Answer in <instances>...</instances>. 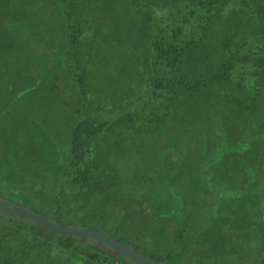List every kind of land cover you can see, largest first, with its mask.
Wrapping results in <instances>:
<instances>
[{
	"label": "rangeland",
	"instance_id": "rangeland-1",
	"mask_svg": "<svg viewBox=\"0 0 264 264\" xmlns=\"http://www.w3.org/2000/svg\"><path fill=\"white\" fill-rule=\"evenodd\" d=\"M70 3L87 100L65 67L62 0H0V195L176 264H264V62L246 54L254 21L208 11L167 65L154 60L150 26L157 8L172 37V0ZM252 74L256 87L244 81ZM80 112L98 127L82 137L94 164L86 188L70 165ZM221 141L232 145L219 155ZM59 238L0 214V264H125L95 240Z\"/></svg>",
	"mask_w": 264,
	"mask_h": 264
},
{
	"label": "trees",
	"instance_id": "trees-1",
	"mask_svg": "<svg viewBox=\"0 0 264 264\" xmlns=\"http://www.w3.org/2000/svg\"><path fill=\"white\" fill-rule=\"evenodd\" d=\"M207 1L209 2V4H207L208 3ZM172 2H173L172 3L173 7L179 8L178 12L174 11L172 16V18H174L173 27H172V32H173L172 37L170 36L169 38H167L166 29L160 27L159 14L157 8H154L152 10V14H151L152 24L150 26V29H151V42L155 52L154 54L155 61L160 62L161 60H165L166 61L165 63L167 65L173 64L174 60H176V58L180 54L182 43L186 39L190 38L192 34L194 35L195 31H200V29L204 25V22L206 21V18L209 17L208 11H214L216 9L217 13L223 16H228L231 14L233 15V13L237 14V12H239L242 15L243 12L245 13L244 15H247V18L254 21L252 23L253 35L250 36L251 42L246 46V54H248V56L253 60L254 65L256 61L257 62L259 61V63L264 62L263 60H259L264 54V25L262 20L257 19V17L262 14L261 9H264L263 6L264 0H226L225 2L216 3L215 5H211V6H210V0H172ZM62 3L64 5V13L68 26V43H69V47L67 49V55L64 60L65 67L68 73L70 74V76L72 77L73 81L78 86L79 91L84 97V100H87L86 98L88 95V88L86 85L85 70L81 68L77 63L79 47H78V34L76 33V28L74 23L75 22L74 12L72 10V5L70 3V0H62ZM255 36H258V38H255ZM240 67H243L242 69H244L245 65L241 63ZM254 79L255 77L252 74L249 78L247 79L245 78L244 81L247 82L249 87H256L255 82L253 83ZM80 114L81 115L79 116L75 128L72 131L71 140H70L72 147V156H71L70 165L75 166L78 169L80 168L82 169V171L78 175L77 181L80 184V187L86 188L89 187V185L91 184L93 178L94 164L92 158H90L89 156L91 145L88 144L87 149H84L83 148L84 140H82V137L86 135V137L88 138L97 131L98 127L91 124L88 121V119L83 115V112H80ZM220 143L221 144L217 146V149H219V155H222V152L228 147H231L232 144L224 141H221ZM241 144L246 145L247 142L244 141ZM209 175L211 176V174ZM102 192L104 195H107L110 191L102 190ZM57 203L59 205L62 203L61 198H58ZM33 209L38 210L36 208ZM44 213L57 221L65 222L62 220V216L60 214L52 215L46 212ZM0 214L10 219L17 218L27 221L30 223L32 227L38 230L46 229L39 223L24 217H20L14 214H5L1 211ZM69 224H73V223H69ZM56 234L59 235L60 237L59 239L64 246L70 245L68 243H70L71 237L74 236V235L60 234V233H56ZM88 240L94 241V239L91 237H88ZM119 240L131 245V243L123 240L120 237ZM101 245H104V247L106 248L105 257L108 258L109 262L118 261L120 263H125V264H137L133 262L126 254H121L106 244H101ZM131 246L138 251L140 250L133 245ZM88 255L92 259H95L98 256L97 251L91 252ZM151 257L159 258L154 256ZM161 259H165V258H161ZM171 263L176 264L173 262Z\"/></svg>",
	"mask_w": 264,
	"mask_h": 264
},
{
	"label": "water",
	"instance_id": "water-1",
	"mask_svg": "<svg viewBox=\"0 0 264 264\" xmlns=\"http://www.w3.org/2000/svg\"><path fill=\"white\" fill-rule=\"evenodd\" d=\"M0 211L5 214H14L33 220L51 232L74 235L82 239L91 237L99 244H106L115 251L126 254L137 264H172L168 260L146 255L100 228L91 225L69 224L57 221L44 212L3 196H0Z\"/></svg>",
	"mask_w": 264,
	"mask_h": 264
}]
</instances>
